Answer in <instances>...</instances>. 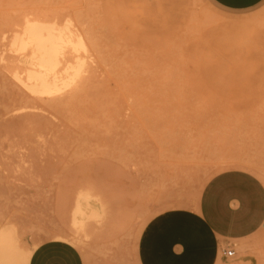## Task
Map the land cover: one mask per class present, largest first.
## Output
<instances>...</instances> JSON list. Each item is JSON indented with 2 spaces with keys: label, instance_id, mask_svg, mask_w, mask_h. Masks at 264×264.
<instances>
[{
  "label": "rangeland",
  "instance_id": "374dc122",
  "mask_svg": "<svg viewBox=\"0 0 264 264\" xmlns=\"http://www.w3.org/2000/svg\"><path fill=\"white\" fill-rule=\"evenodd\" d=\"M36 24L91 41L68 65L93 55L91 103L47 112L63 140L50 149L36 145L40 110L11 75L14 44ZM227 170L264 185V1L228 12L210 0H0V227L15 225L27 249L74 242L70 213L91 190L104 217L67 243L85 264H138L148 229L194 214ZM234 250L230 261L264 264V225Z\"/></svg>",
  "mask_w": 264,
  "mask_h": 264
},
{
  "label": "crops",
  "instance_id": "0c3cea01",
  "mask_svg": "<svg viewBox=\"0 0 264 264\" xmlns=\"http://www.w3.org/2000/svg\"><path fill=\"white\" fill-rule=\"evenodd\" d=\"M228 12H243L264 0H210ZM264 225V185L250 172L227 170L203 187L194 214L156 221L140 246L138 264H248L225 260L221 250L241 246ZM240 247V252H241ZM235 252V250H234ZM236 254V252H235ZM28 264H85L69 243L50 240L37 245Z\"/></svg>",
  "mask_w": 264,
  "mask_h": 264
},
{
  "label": "bare ground",
  "instance_id": "6f19581e",
  "mask_svg": "<svg viewBox=\"0 0 264 264\" xmlns=\"http://www.w3.org/2000/svg\"><path fill=\"white\" fill-rule=\"evenodd\" d=\"M38 26L39 24H36V26L31 25L27 27L28 30L25 31L26 35L24 36V38H22L18 42H15L14 52L19 53V55L18 54L16 55L20 57L18 58L16 55H14L16 56L17 67H14V70L12 71L11 75L14 78V81H16L24 90H26L29 93L32 102L34 103L31 104L34 105L32 106V108L34 107L35 109L40 110L41 114H36V112L34 113V115L36 114L35 116L36 119L34 122L31 117L33 122L32 127L35 131L36 134L35 136H37L38 138L36 145L39 147V149L40 148L47 149L48 147L50 149L52 146L54 147L53 145L54 143L55 145H59V146L60 144L62 145L63 140L59 142L58 137L55 135V133H53V130H56V128L58 129V125L61 124V121L58 120L54 122L51 119L53 117L50 116L51 117L50 118L47 112L48 113L49 111L58 112V110H61V107L65 105L67 106L73 104L74 103L73 100L76 97H80V103L86 101L85 100L86 98L90 99L89 101L88 100L87 101L91 103V98H92L91 96H93L91 92L93 83H91L92 80L90 74L91 69L89 68V63L87 64L86 61V58H88L87 57L88 54L84 53L85 58L83 55L80 56V59H77L79 58L77 57L76 58L77 61L75 60L76 62L73 63V65L72 64L68 65L70 62L69 59H71V57L68 58L67 56L68 55L70 56L71 54L68 53L66 55V53L69 52L70 50L76 51L77 54L81 53V52H77L79 51L78 48L80 47V50L85 49V45H86L85 43H89L91 41H87V42L84 41L83 37L79 38L80 35L78 37L74 36L77 37L76 39L78 40L74 38L76 41L75 40L73 41L71 40L72 37L70 38L67 36V33L65 32L64 29L63 30L60 28L57 29L55 26L54 27L52 26L53 28L50 27L49 29H47L46 26L42 25V27L44 28L46 27L44 29ZM92 46L94 45L92 44L91 46H88L89 48L88 50L90 49L92 50ZM72 54L74 55V53ZM88 56H93V55H88ZM89 58L93 59V57H89ZM14 65L16 64L14 63ZM107 65H109V63H107ZM78 82H80V86L76 84ZM72 85L75 86L77 85L78 87L73 88ZM66 90H69V92L64 93L66 92ZM59 93L61 94L58 96ZM78 94L79 96H77ZM94 95L96 96V94ZM86 104L88 105L89 103L86 102ZM81 111L82 110H80V113ZM31 140L32 139H30L29 141ZM32 145L34 144L32 143ZM35 151H39V150L36 149ZM88 182L90 181L88 180ZM94 194H96L94 191L91 192V190H83L76 197L74 201V206L72 205L73 208L70 213L68 224L70 230L72 231L75 237L74 242H71L61 237H54L55 240L63 241L66 243L71 242L79 246L80 244H83L82 242L84 240L82 242L81 240L85 236L80 239V235L83 234L82 232L85 230V228L90 223L91 224L97 223L104 217L103 214L105 212L104 209L105 205L103 206L102 202L98 199V196H96L97 194L96 195ZM108 209L110 210V208ZM101 223L103 224V221H101ZM23 241L24 240L22 239V235L20 234L18 228L15 225L0 227V264H28L30 255L35 247H31L27 249Z\"/></svg>",
  "mask_w": 264,
  "mask_h": 264
},
{
  "label": "built area",
  "instance_id": "2783aa9c",
  "mask_svg": "<svg viewBox=\"0 0 264 264\" xmlns=\"http://www.w3.org/2000/svg\"><path fill=\"white\" fill-rule=\"evenodd\" d=\"M221 255L225 260H231L235 256V252L232 248L226 247L223 250H221Z\"/></svg>",
  "mask_w": 264,
  "mask_h": 264
}]
</instances>
